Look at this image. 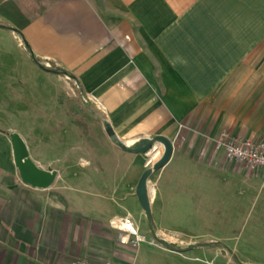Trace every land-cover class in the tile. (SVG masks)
Here are the masks:
<instances>
[{
	"label": "crops",
	"instance_id": "1",
	"mask_svg": "<svg viewBox=\"0 0 264 264\" xmlns=\"http://www.w3.org/2000/svg\"><path fill=\"white\" fill-rule=\"evenodd\" d=\"M108 129L127 146L171 141L161 200L186 218L253 219L242 244L239 232L182 258L264 264V173L214 149L223 131L264 139V0H0V264L134 249L110 220H146L135 186L148 163ZM12 133L56 172L47 187L20 179Z\"/></svg>",
	"mask_w": 264,
	"mask_h": 264
},
{
	"label": "rangeland",
	"instance_id": "2",
	"mask_svg": "<svg viewBox=\"0 0 264 264\" xmlns=\"http://www.w3.org/2000/svg\"><path fill=\"white\" fill-rule=\"evenodd\" d=\"M37 7L42 8V4L39 3ZM76 95L77 106L84 109L85 104L78 91ZM155 145L158 144L154 143ZM154 146L148 152L137 156L136 160L141 163L147 162V167H149L161 155L160 150L157 156L150 154ZM232 161L240 163L235 160ZM161 169L162 167L154 170L148 178L152 224L149 226L148 216H146V220H139L137 223V225L139 224V233L144 236L142 242L145 243L140 242L137 249L135 247L130 249V252L122 257L114 255L113 262L110 259L103 261H110L113 264H200L180 256L187 255L188 250H190L186 249L187 245L219 240L229 247L230 237L236 236L239 232L241 238L238 239H240V244L243 243L251 230L253 219L247 220L242 226L243 221L238 220H202L195 216L186 218L180 212V205L162 202L161 198L167 194L168 190L160 177ZM163 240L166 243H173L181 250L176 251L177 255L167 252L171 249L162 243Z\"/></svg>",
	"mask_w": 264,
	"mask_h": 264
},
{
	"label": "water",
	"instance_id": "3",
	"mask_svg": "<svg viewBox=\"0 0 264 264\" xmlns=\"http://www.w3.org/2000/svg\"><path fill=\"white\" fill-rule=\"evenodd\" d=\"M107 133L111 136H114V133L110 129L107 130ZM10 141L13 148L14 163L19 170L20 179L24 183L33 187H47L51 183L56 172L38 167L29 158L26 145L17 133H12L10 135ZM115 142L122 150L133 153H146L154 146V143L156 142L159 143L163 148L162 153L157 158V160L154 161L141 173L135 186V195L146 216H148V223L149 226H151L152 220L150 197L148 192V178L154 170L161 168L168 162L172 154V143L168 138L161 135H156L151 138H142L133 143L131 146L125 145L118 139ZM162 243L166 244V246L171 250H181L180 248H177V246H175L173 243H166V241L164 240L162 241ZM195 246H197L196 243L189 244L187 245L186 249H190Z\"/></svg>",
	"mask_w": 264,
	"mask_h": 264
},
{
	"label": "built area",
	"instance_id": "4",
	"mask_svg": "<svg viewBox=\"0 0 264 264\" xmlns=\"http://www.w3.org/2000/svg\"><path fill=\"white\" fill-rule=\"evenodd\" d=\"M49 67L48 63L45 64ZM216 151H222L227 159L235 160L246 165L249 169L260 168L264 173V139L252 137H236L223 131L214 143ZM111 226L119 231L117 239L122 244L137 247L144 240L143 235H137L130 215L115 217L110 220ZM129 226L131 229H126ZM69 264H112L110 261L96 263L90 257H78L70 260Z\"/></svg>",
	"mask_w": 264,
	"mask_h": 264
},
{
	"label": "trees",
	"instance_id": "5",
	"mask_svg": "<svg viewBox=\"0 0 264 264\" xmlns=\"http://www.w3.org/2000/svg\"><path fill=\"white\" fill-rule=\"evenodd\" d=\"M25 42V41H24ZM25 46H26V48H28V45H27V43L25 42ZM29 52H30V55H31V57L35 60V61H37L36 60V58L34 57V55L32 54V52L30 51V49H29ZM54 70L57 72V73H60V74H65V75H69L65 70H63V69H60V68H54ZM112 138L115 140V141H117V139L115 138V136H113L112 135ZM214 244H218V243H214Z\"/></svg>",
	"mask_w": 264,
	"mask_h": 264
},
{
	"label": "bare ground",
	"instance_id": "6",
	"mask_svg": "<svg viewBox=\"0 0 264 264\" xmlns=\"http://www.w3.org/2000/svg\"><path fill=\"white\" fill-rule=\"evenodd\" d=\"M126 229H131L129 226H126ZM137 235H141L140 233H139V231H138V229H137Z\"/></svg>",
	"mask_w": 264,
	"mask_h": 264
}]
</instances>
